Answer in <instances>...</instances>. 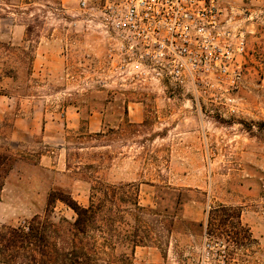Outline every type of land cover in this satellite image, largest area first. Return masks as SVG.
Instances as JSON below:
<instances>
[{"label":"rangeland","instance_id":"374dc122","mask_svg":"<svg viewBox=\"0 0 264 264\" xmlns=\"http://www.w3.org/2000/svg\"><path fill=\"white\" fill-rule=\"evenodd\" d=\"M223 14L244 52L177 80L115 73L78 0H0V264H71L70 201L88 207L93 188L99 228L79 237L93 259L131 264L151 244L203 264L209 243L264 264V0ZM33 219L38 247L6 248Z\"/></svg>","mask_w":264,"mask_h":264},{"label":"built area","instance_id":"2783aa9c","mask_svg":"<svg viewBox=\"0 0 264 264\" xmlns=\"http://www.w3.org/2000/svg\"><path fill=\"white\" fill-rule=\"evenodd\" d=\"M78 6L89 18L97 12L117 74L180 80L227 73V64L245 50L244 34L238 38L224 19L223 0H78ZM226 248L206 243L202 263L228 264Z\"/></svg>","mask_w":264,"mask_h":264},{"label":"trees","instance_id":"16d2710c","mask_svg":"<svg viewBox=\"0 0 264 264\" xmlns=\"http://www.w3.org/2000/svg\"><path fill=\"white\" fill-rule=\"evenodd\" d=\"M54 198L51 200L53 201ZM99 190L98 188L92 189V198L88 207L79 205L76 201H70V207L76 212L78 218L75 223L72 224L70 234L71 250H70V262L71 264H97L100 260L93 259L87 252H94L95 247L91 250L83 246V242L79 240L80 235L87 236L90 231L95 228H99V219L101 215V207L99 202ZM34 223L30 224V227L19 228L13 230L12 237L6 239L5 236L1 238V242L6 243V248H19V249H32V247H38V243L42 242L43 229L35 224L37 219H33ZM40 225V221L38 222ZM40 241V242H39ZM79 241V242H78ZM88 250V251H87Z\"/></svg>","mask_w":264,"mask_h":264},{"label":"crops","instance_id":"0c3cea01","mask_svg":"<svg viewBox=\"0 0 264 264\" xmlns=\"http://www.w3.org/2000/svg\"><path fill=\"white\" fill-rule=\"evenodd\" d=\"M171 254L170 248L163 251L155 245L141 244L135 245L129 258L131 264H170ZM97 264H108V262L100 260Z\"/></svg>","mask_w":264,"mask_h":264}]
</instances>
